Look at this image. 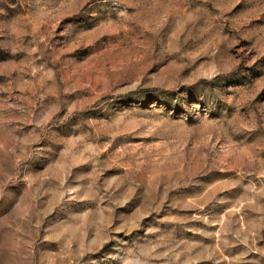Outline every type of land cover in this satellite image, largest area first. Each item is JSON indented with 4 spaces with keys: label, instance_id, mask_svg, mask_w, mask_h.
Listing matches in <instances>:
<instances>
[{
    "label": "rangeland",
    "instance_id": "obj_1",
    "mask_svg": "<svg viewBox=\"0 0 264 264\" xmlns=\"http://www.w3.org/2000/svg\"><path fill=\"white\" fill-rule=\"evenodd\" d=\"M0 264H264V0H0Z\"/></svg>",
    "mask_w": 264,
    "mask_h": 264
}]
</instances>
